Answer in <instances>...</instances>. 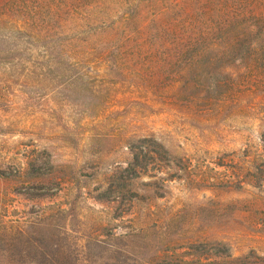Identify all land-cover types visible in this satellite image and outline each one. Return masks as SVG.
<instances>
[{
	"label": "rangeland",
	"instance_id": "374dc122",
	"mask_svg": "<svg viewBox=\"0 0 264 264\" xmlns=\"http://www.w3.org/2000/svg\"><path fill=\"white\" fill-rule=\"evenodd\" d=\"M214 2L0 0V264H264V105L184 70Z\"/></svg>",
	"mask_w": 264,
	"mask_h": 264
},
{
	"label": "trees",
	"instance_id": "16d2710c",
	"mask_svg": "<svg viewBox=\"0 0 264 264\" xmlns=\"http://www.w3.org/2000/svg\"><path fill=\"white\" fill-rule=\"evenodd\" d=\"M206 26L208 29L205 30L196 31L194 28L183 41V44L186 42L187 47L189 46L186 61L189 64L184 70L200 78L193 88L200 85L213 88L218 69L216 67H220L227 79L223 82L215 81L216 88L223 84L225 87H232L233 83H245L252 87V92L258 95L264 105V0H216L210 6ZM184 52L185 50H179V57H183ZM204 89L205 86L201 92ZM262 117L260 121H263V125L257 149L264 158V116ZM165 152V148H161L158 154L164 158ZM73 210L75 207H72Z\"/></svg>",
	"mask_w": 264,
	"mask_h": 264
}]
</instances>
